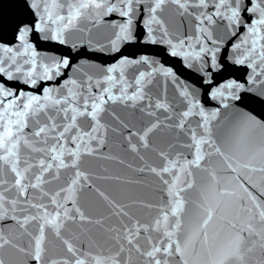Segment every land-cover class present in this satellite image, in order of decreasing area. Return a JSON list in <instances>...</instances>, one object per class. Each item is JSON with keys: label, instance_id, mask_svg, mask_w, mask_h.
Here are the masks:
<instances>
[{"label": "snow or ice", "instance_id": "snow-or-ice-1", "mask_svg": "<svg viewBox=\"0 0 264 264\" xmlns=\"http://www.w3.org/2000/svg\"><path fill=\"white\" fill-rule=\"evenodd\" d=\"M16 7L35 19L0 9L15 40L0 42V264H264V0ZM33 32L98 52L160 45L218 105L155 58L85 71L41 55ZM229 62L251 70L244 82L218 83Z\"/></svg>", "mask_w": 264, "mask_h": 264}, {"label": "water", "instance_id": "water-1", "mask_svg": "<svg viewBox=\"0 0 264 264\" xmlns=\"http://www.w3.org/2000/svg\"><path fill=\"white\" fill-rule=\"evenodd\" d=\"M18 0H0V9L6 16L15 17L16 19L23 18L26 22H32L35 18L27 12L25 9L16 7ZM139 31V30H138ZM110 34V29L103 25L99 29L92 30L93 40H101ZM43 34L33 32L30 34V40L35 44L37 51L41 55L63 57L68 56L73 65L81 64L84 66L85 71H94L92 66H102L114 63L120 56H135L139 57L147 55L149 57L159 60L161 63H165L167 66L173 67L174 71L181 76V79L187 80L189 83H195L196 87L200 89V98L204 100L205 106L213 108L218 105V101L206 99L203 95L204 91L208 88V85L201 87L200 78L195 75L192 70L186 69L178 58H173L167 55L164 47L160 45L142 44L139 39L134 43H127L121 47L118 53L98 52L93 51L95 44L82 46L83 37L77 33L71 37V42L75 43L77 47L72 48L70 45H60L55 41H46L40 38ZM0 42L5 44L15 43L14 36L9 30L8 32H0ZM223 55V53H222ZM230 55V53H229ZM250 69H247L239 65H231L229 62V70L220 74L218 83H223L227 80L234 79L238 82H244L247 76L250 74ZM71 75L72 73H68ZM53 83V82H49ZM23 87V86H22ZM256 108L257 113L264 111L258 105H252ZM126 160H131V157H125ZM107 167L110 172L122 175H131L125 169L111 162H100ZM91 167H97L96 162H91ZM109 191L113 194L119 195L122 192L127 191L122 185L110 184L105 185ZM142 191V190H138Z\"/></svg>", "mask_w": 264, "mask_h": 264}]
</instances>
